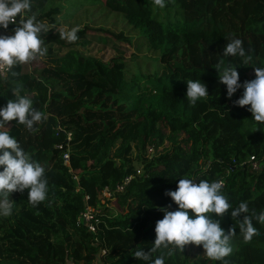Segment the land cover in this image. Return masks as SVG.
Wrapping results in <instances>:
<instances>
[{"label": "trees", "instance_id": "16d2710c", "mask_svg": "<svg viewBox=\"0 0 264 264\" xmlns=\"http://www.w3.org/2000/svg\"><path fill=\"white\" fill-rule=\"evenodd\" d=\"M67 1L31 0L32 14L49 29L41 33L46 63L17 65L16 77H0V106L15 99L19 85L44 114L35 132L15 122L6 130L45 168L49 187L36 208L27 190L10 195L13 215L0 218V264H150L131 255L152 247L160 209L177 207L165 193L186 177L222 180L233 208L247 202L246 215L264 211V167L255 171L249 164L250 157L264 156V123L252 118L250 106L234 104L242 88L226 99L215 69L240 63L222 56L230 38L240 39L252 57L251 65L236 68L241 83L254 79V67H264V0H167L163 9L152 0H77L120 15L128 31L85 25L73 43L60 39L65 29L56 18ZM14 27L0 32L12 35ZM90 33L109 36L118 53L108 61L87 53L82 46ZM125 48L133 50L132 59ZM198 79L209 97L192 107L185 81ZM86 208L94 210L95 233L77 222ZM238 223L229 214L220 221L225 233L236 228L226 264H264V222L252 220L258 232L248 243ZM167 251L152 259L165 254V264H221L198 245Z\"/></svg>", "mask_w": 264, "mask_h": 264}, {"label": "clouds", "instance_id": "9594fccd", "mask_svg": "<svg viewBox=\"0 0 264 264\" xmlns=\"http://www.w3.org/2000/svg\"><path fill=\"white\" fill-rule=\"evenodd\" d=\"M167 0H152V3L163 9ZM31 0H0V30H7L9 25H15L12 35L0 34V71L10 73L12 77L18 74L12 69L21 64L30 63L36 59L46 58L45 41L41 33L49 29L37 21L32 14ZM78 27L61 31L59 37L69 43L78 40ZM222 56L239 58V64L231 62L218 64L217 79L225 86L226 99H231L234 93L243 89L240 98L234 104L247 110L258 123H264V67H254V79L240 82L236 70L239 66L251 65L252 57L246 55L243 42L238 38H230L222 52ZM185 98L189 106L209 97L205 83L198 80H187ZM15 99L7 100L0 106V218L13 215L14 202L10 199L13 192L23 193L27 190V201L33 207L43 203L49 192L45 168L21 147L16 138L10 135L6 127L8 122L22 125L29 133L37 130L36 126L45 119L44 114L33 106V101L21 94V87L14 90ZM177 206L175 210L161 208L163 218L155 223V240L152 247L145 251L138 248L131 255L137 260L150 264H165V254H152L159 250H168L166 255L182 252L186 245H198L211 261L226 264L225 258L233 253L232 237L236 228L231 227L225 233L220 221L225 214L236 218L240 236L244 243L250 242L258 229L252 220L264 222V211L249 213L247 202H240L235 208L229 203L223 193V181H207L194 178L178 179L176 189L165 193ZM190 210V211H189ZM214 214V215H213ZM243 214V218L239 217Z\"/></svg>", "mask_w": 264, "mask_h": 264}, {"label": "rangeland", "instance_id": "374dc122", "mask_svg": "<svg viewBox=\"0 0 264 264\" xmlns=\"http://www.w3.org/2000/svg\"><path fill=\"white\" fill-rule=\"evenodd\" d=\"M77 0H69L67 2H61L60 5L63 7L61 14H57L56 18L60 21L61 25L58 26L62 29L70 30L74 27H78L81 29L85 25H88L91 27V29H97L99 27H105L114 31L118 30H124L128 31V27L126 26L125 22L122 20V17L118 14L107 12L99 8L94 7H88L87 5H79L78 3L74 2ZM67 25H72L70 27H67ZM131 31V29H130ZM88 43H86L84 48L87 53L93 54L96 57L102 58L104 61H108L113 55H116L118 51L114 50L113 46L116 43L109 42L110 38L109 36H101L96 33H90L88 34V37L86 38ZM126 47V46H124ZM123 51V54L126 58V60L132 59L133 50ZM145 54L144 52L142 53ZM46 61L43 59H36L32 61V65H42L45 64ZM79 106V101L74 103L73 105L69 106L64 110V113L67 114L69 112H72L74 109H76ZM163 131L165 133L168 132L167 128L162 127ZM149 152H151L149 150ZM140 169L138 163L135 164ZM117 209V208H116ZM192 247H195L196 245L189 244ZM231 245L233 247V251L236 249V242L235 239L232 238ZM188 246V245H187Z\"/></svg>", "mask_w": 264, "mask_h": 264}, {"label": "built area", "instance_id": "2783aa9c", "mask_svg": "<svg viewBox=\"0 0 264 264\" xmlns=\"http://www.w3.org/2000/svg\"><path fill=\"white\" fill-rule=\"evenodd\" d=\"M0 34L11 35L10 32H2V33L0 32ZM6 74H7L6 72L0 71V77H4ZM62 159H63L64 164L67 167H69V155L67 153H64L62 156ZM249 164L253 170L258 171L261 167H264V156L261 158H256L253 156L250 157L249 158ZM128 180L129 179H126L125 184L128 182ZM117 189L122 190V187L119 186ZM103 195H105L107 197L109 194L106 191H104ZM93 215H94V210L90 209V208H86L82 213H80V216L78 217L77 222L83 223L89 231L95 233L96 227L93 224V220H92ZM103 253H104V250L101 251L100 255H103Z\"/></svg>", "mask_w": 264, "mask_h": 264}]
</instances>
